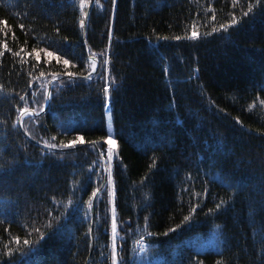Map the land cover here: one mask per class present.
Wrapping results in <instances>:
<instances>
[{"label":"trees","instance_id":"16d2710c","mask_svg":"<svg viewBox=\"0 0 264 264\" xmlns=\"http://www.w3.org/2000/svg\"><path fill=\"white\" fill-rule=\"evenodd\" d=\"M90 1L0 0V264H264V0Z\"/></svg>","mask_w":264,"mask_h":264},{"label":"snow or ice","instance_id":"6c2138e0","mask_svg":"<svg viewBox=\"0 0 264 264\" xmlns=\"http://www.w3.org/2000/svg\"><path fill=\"white\" fill-rule=\"evenodd\" d=\"M83 2H84V0H81V6H83ZM115 3H116V0H112V4L115 5ZM5 23H6V21H5ZM232 23H236V21L233 20ZM80 25L82 27L84 26V21L83 20H80ZM20 27L23 28L24 25L21 24ZM220 27L223 28L224 25H221ZM213 30H215V29H213ZM5 35H7V33H5ZM14 35L15 34L13 33V36ZM191 35L193 37H196L199 34L195 31V28H194L193 31H192V33H191ZM176 39H179V37H176ZM4 47L7 48V43L4 44ZM8 51H12V50L11 49H8ZM44 51L47 53V56L48 57H52L54 55V53L48 51L47 49H45ZM17 54H19V53H17ZM0 55H2V53H0ZM39 58H40L39 57V54H37L36 59L39 60ZM60 59H63V64L66 65V66L71 63V61L69 59H64L63 57H58V61ZM91 67H92V69L94 71L95 70V64H93ZM41 75H43V73H41ZM67 75H69V76H75L76 73L70 72V73H67ZM88 78L91 79V76L89 75ZM104 92H105V94H107V92H108V85L107 84H105V86H104ZM262 103H264V102H262ZM23 111H25V109H21V112H23ZM33 111H35V109H33ZM84 139H85L84 136L81 135V136H78L77 139H75V140H70L68 142V144L69 145H75L77 142L83 143L84 142ZM104 139L106 141V148L105 149H95V143L96 142H93L94 150H96L98 152L99 156H101V157L104 156L105 155V152H106L108 159L111 160L112 159V155H113V148H114V146H116L117 141L115 139H113L112 136H106ZM57 146L58 145H49L50 148L57 147ZM0 171H2V169H0ZM107 183H109V184L112 183V177H111L110 174H109V176L107 178ZM99 192H100V189L97 188L95 191H93L91 193V196L92 197H97ZM217 207H219V205H217ZM113 211H115V209H113ZM185 219H188V218L185 217ZM37 231H39V230L37 229ZM89 231H91V229H89ZM112 232H113V237H112V240H113L112 257H113V264H116V251H115V248H116V244H115V240H116V236H115V232H116V219H115L114 216L112 218ZM15 239H16L17 243H19V239L20 238L19 237H15ZM23 243L25 245H27V244H29V240L25 239L23 241Z\"/></svg>","mask_w":264,"mask_h":264},{"label":"rangeland","instance_id":"374dc122","mask_svg":"<svg viewBox=\"0 0 264 264\" xmlns=\"http://www.w3.org/2000/svg\"><path fill=\"white\" fill-rule=\"evenodd\" d=\"M106 122H107L108 136H112V138L116 140L115 133H114V126H113L112 115H111L110 112H107ZM117 148H118V146L116 144V146H114V148H113L112 159L111 160L107 159V163H108L107 165L108 166L111 165V162H112V160H113V158L115 156V152L117 151ZM108 166L106 167V169H108ZM106 173H107V177L106 178H108L109 170ZM145 249H146V246H144V245L141 244L140 245V251H139V253L137 254V257H136L135 264H152V263H154V260H152L150 258V256L145 253Z\"/></svg>","mask_w":264,"mask_h":264},{"label":"water","instance_id":"95a60500","mask_svg":"<svg viewBox=\"0 0 264 264\" xmlns=\"http://www.w3.org/2000/svg\"><path fill=\"white\" fill-rule=\"evenodd\" d=\"M93 2H94V0H91V1H90L89 6H88V9H87V13H86L85 21H84V27H83V29H84V34H85V29H86V22H87V19H88V16H89V13H90L91 7H92V5H93ZM95 62H96V68H97V67H98V60H95ZM51 90H52V83H51L50 86H49V91H48V103H47L45 109L48 107V105H49V103H50V99H51ZM45 109H44V110H45ZM44 110H43V111H44ZM43 111H42V112H43ZM31 113H32L33 115H37V114L34 113V112H31ZM25 114H27V112L24 113L23 115H25ZM20 127H21V129H22V123H21V121H20Z\"/></svg>","mask_w":264,"mask_h":264}]
</instances>
